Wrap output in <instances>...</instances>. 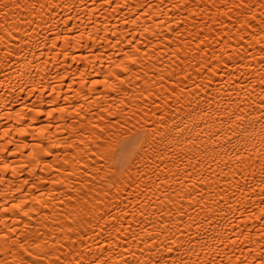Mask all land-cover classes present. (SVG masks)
Returning a JSON list of instances; mask_svg holds the SVG:
<instances>
[{
    "label": "bare ground",
    "instance_id": "obj_1",
    "mask_svg": "<svg viewBox=\"0 0 264 264\" xmlns=\"http://www.w3.org/2000/svg\"><path fill=\"white\" fill-rule=\"evenodd\" d=\"M262 80L264 0H0V264H264Z\"/></svg>",
    "mask_w": 264,
    "mask_h": 264
},
{
    "label": "snow or ice",
    "instance_id": "obj_2",
    "mask_svg": "<svg viewBox=\"0 0 264 264\" xmlns=\"http://www.w3.org/2000/svg\"><path fill=\"white\" fill-rule=\"evenodd\" d=\"M262 83H264V80H262ZM260 101H264V90H262V94L258 97ZM244 105H248V107H245ZM251 108L252 104L247 98H243V101H237V107L234 110L229 111V116L233 120V122L239 124L246 120L251 119ZM260 108L264 109V103L260 104ZM168 252L173 251L172 247L169 246L167 249ZM150 264H153V262H150ZM154 264H161V261L157 260L154 262Z\"/></svg>",
    "mask_w": 264,
    "mask_h": 264
}]
</instances>
